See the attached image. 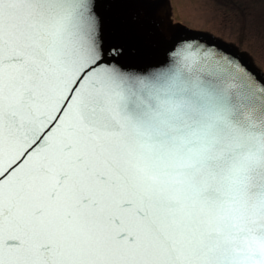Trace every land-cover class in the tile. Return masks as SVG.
<instances>
[{
    "label": "snow or ice",
    "instance_id": "obj_1",
    "mask_svg": "<svg viewBox=\"0 0 264 264\" xmlns=\"http://www.w3.org/2000/svg\"><path fill=\"white\" fill-rule=\"evenodd\" d=\"M94 9L0 0V264H264V81L125 72Z\"/></svg>",
    "mask_w": 264,
    "mask_h": 264
},
{
    "label": "water",
    "instance_id": "obj_2",
    "mask_svg": "<svg viewBox=\"0 0 264 264\" xmlns=\"http://www.w3.org/2000/svg\"><path fill=\"white\" fill-rule=\"evenodd\" d=\"M105 63L129 73L166 67L171 53L192 44L199 55L230 59L244 72L264 81L251 56L214 34L171 21L170 0H94ZM257 88L260 84L257 83Z\"/></svg>",
    "mask_w": 264,
    "mask_h": 264
},
{
    "label": "rangeland",
    "instance_id": "obj_3",
    "mask_svg": "<svg viewBox=\"0 0 264 264\" xmlns=\"http://www.w3.org/2000/svg\"><path fill=\"white\" fill-rule=\"evenodd\" d=\"M171 21L247 52L264 72V0H170Z\"/></svg>",
    "mask_w": 264,
    "mask_h": 264
}]
</instances>
